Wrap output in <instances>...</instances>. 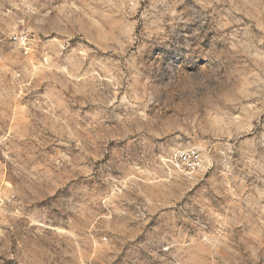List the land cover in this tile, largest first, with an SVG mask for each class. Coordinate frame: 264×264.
Wrapping results in <instances>:
<instances>
[{"label": "rangeland", "instance_id": "rangeland-1", "mask_svg": "<svg viewBox=\"0 0 264 264\" xmlns=\"http://www.w3.org/2000/svg\"><path fill=\"white\" fill-rule=\"evenodd\" d=\"M0 264H264V0H0Z\"/></svg>", "mask_w": 264, "mask_h": 264}, {"label": "built area", "instance_id": "built-area-1", "mask_svg": "<svg viewBox=\"0 0 264 264\" xmlns=\"http://www.w3.org/2000/svg\"><path fill=\"white\" fill-rule=\"evenodd\" d=\"M176 166L190 173L198 172L203 166L201 152L195 147L181 151L176 158Z\"/></svg>", "mask_w": 264, "mask_h": 264}, {"label": "bare ground", "instance_id": "bare-ground-1", "mask_svg": "<svg viewBox=\"0 0 264 264\" xmlns=\"http://www.w3.org/2000/svg\"><path fill=\"white\" fill-rule=\"evenodd\" d=\"M178 168H180V167H178Z\"/></svg>", "mask_w": 264, "mask_h": 264}]
</instances>
